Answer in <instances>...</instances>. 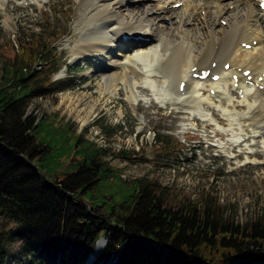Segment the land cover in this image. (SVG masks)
Wrapping results in <instances>:
<instances>
[{
	"label": "trees",
	"instance_id": "1",
	"mask_svg": "<svg viewBox=\"0 0 264 264\" xmlns=\"http://www.w3.org/2000/svg\"><path fill=\"white\" fill-rule=\"evenodd\" d=\"M43 23L44 37L16 38L0 65V264H84L101 237L94 264L263 263L264 209L239 220L215 194L175 198L157 181L124 177L109 146L56 111L27 114L34 98L71 85L54 78L65 63L52 43L65 32ZM156 141L177 149L167 134Z\"/></svg>",
	"mask_w": 264,
	"mask_h": 264
},
{
	"label": "rangeland",
	"instance_id": "2",
	"mask_svg": "<svg viewBox=\"0 0 264 264\" xmlns=\"http://www.w3.org/2000/svg\"><path fill=\"white\" fill-rule=\"evenodd\" d=\"M127 5L135 6L130 2ZM83 7V0H7L0 3V65L16 38L33 32L45 36V32L38 27L42 22H45L43 25L47 24L48 29L52 27L57 32H65L52 44L56 46L58 43L59 50L54 60L59 64L68 63L69 66L59 69L54 78L70 77L71 85L56 94L34 98L27 114L40 117L44 111H56L58 116L70 121L77 131L83 132L86 138L109 146L111 151L107 158L111 164L122 167L124 177H147L157 181L167 186L175 198L196 199L204 193L215 194L221 204L233 205L232 209H235L239 220L262 211L263 144L258 146L249 138L250 132L244 134L237 126L230 125L216 97L212 103H203L197 109L163 105L162 101L166 99L160 91L162 85L154 84L148 86L147 92L140 91L139 87L133 88L138 97L134 110L128 103L126 86L122 81H117L115 93H100V88L104 91L105 87L100 75L103 68L99 67V61H105L103 56L73 58L72 54L76 41L86 30L82 27L85 18ZM140 46L133 45L130 52L133 54ZM103 55L111 57L108 53ZM146 79L151 81L143 78L141 84L146 85ZM82 95L86 98L79 99ZM230 95L235 100L240 99L236 94ZM209 109L224 118L225 124L217 123ZM207 122L209 126H205ZM103 124L114 126L115 130L108 135ZM232 127L236 129L231 130ZM235 131L243 133L244 137L236 136L241 141L245 138L242 142L245 146L252 144V149H245L257 151L255 158L246 154L236 156L240 150H244V145L231 148L229 143ZM214 132L219 135L214 136ZM221 133L224 136H220ZM157 134L169 135L176 142L177 149L169 153L158 147ZM122 149L130 150L129 155H112ZM11 244L14 247L16 242ZM101 251L92 259L89 257L84 264H94Z\"/></svg>",
	"mask_w": 264,
	"mask_h": 264
},
{
	"label": "bare ground",
	"instance_id": "3",
	"mask_svg": "<svg viewBox=\"0 0 264 264\" xmlns=\"http://www.w3.org/2000/svg\"><path fill=\"white\" fill-rule=\"evenodd\" d=\"M6 1L0 0V3ZM83 2L85 18L82 27L86 30L76 41L72 54L73 58L103 56L105 61H99V67L103 68L100 75L105 87L104 91L100 88V93H115L116 83L120 80L126 86L128 103L134 110L138 97L133 88L139 87L140 91L147 92L148 86L154 84L162 85L159 89L166 99L162 101L163 105L185 104L186 108L197 109L203 103H212L216 97L224 108L223 114L229 124L237 126L244 134L250 132L249 138L258 146H264V22L256 0ZM128 2L135 6L127 5ZM175 2L181 4L174 7ZM122 33L136 38L123 41ZM253 40L257 44L250 49L242 46V42L251 44ZM135 44L142 46L132 54L131 47ZM104 53L111 57H104ZM212 61H215L214 68L210 66ZM225 63H230L227 71L223 70ZM202 68H210L212 73L219 72L220 78L217 81L193 79L192 73ZM246 69H250L253 86L245 84L247 76L242 75V71ZM231 73L239 76L242 99L235 100L230 95L239 92L231 86ZM259 76H262L261 80ZM143 78L151 81L146 79V85H143ZM180 81H185L182 92L178 90ZM210 88L214 89L215 95L209 93ZM205 90L207 93H204ZM81 98L86 96L82 95ZM240 108L244 110L239 111ZM209 112L217 123L225 124L224 118L213 110ZM209 125L205 123V126ZM238 131L230 140L231 148L244 145L242 142L245 138L241 141L236 136H243ZM213 135L219 134L214 132ZM220 136H224V133ZM249 144L244 145V150H240L236 156L246 154L255 158L257 151L245 149H252V144ZM104 244L105 239L99 238L91 259L102 250Z\"/></svg>",
	"mask_w": 264,
	"mask_h": 264
}]
</instances>
